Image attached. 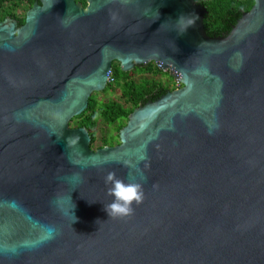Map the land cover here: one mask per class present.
Returning a JSON list of instances; mask_svg holds the SVG:
<instances>
[{"label": "water", "instance_id": "water-1", "mask_svg": "<svg viewBox=\"0 0 264 264\" xmlns=\"http://www.w3.org/2000/svg\"><path fill=\"white\" fill-rule=\"evenodd\" d=\"M254 2L223 37L194 0H39L24 25L0 22V264H264ZM115 62L155 63L180 86L135 109L118 145L92 149L71 121ZM109 173L143 187L128 217L105 211Z\"/></svg>", "mask_w": 264, "mask_h": 264}, {"label": "trees", "instance_id": "trees-1", "mask_svg": "<svg viewBox=\"0 0 264 264\" xmlns=\"http://www.w3.org/2000/svg\"><path fill=\"white\" fill-rule=\"evenodd\" d=\"M39 0H0V22L10 17L24 25L25 15ZM87 6V0H76ZM207 9L204 20L205 30L211 37L227 36L238 23L242 15L254 6V0H194ZM141 73L163 75L166 80L142 78L137 81L132 74ZM176 82L169 72L162 71L155 63L137 67L132 72H122L120 64L115 62L107 88L101 93H94L88 108L71 121L73 127L86 128L91 135V147L103 148L120 143L119 132L126 126L129 115L141 105L156 101L167 92L176 89ZM120 95L117 98L102 101L101 95L108 93ZM102 136L99 138L98 133Z\"/></svg>", "mask_w": 264, "mask_h": 264}, {"label": "clouds", "instance_id": "clouds-1", "mask_svg": "<svg viewBox=\"0 0 264 264\" xmlns=\"http://www.w3.org/2000/svg\"><path fill=\"white\" fill-rule=\"evenodd\" d=\"M187 20L185 31L194 25L195 17L181 16L177 22ZM106 182L111 183L109 194L113 197L110 204L105 205V211L110 218H125L134 211V205L140 204L144 199L143 187L137 182H125L115 177L114 173L106 176ZM74 215V214H73Z\"/></svg>", "mask_w": 264, "mask_h": 264}, {"label": "rangeland", "instance_id": "rangeland-1", "mask_svg": "<svg viewBox=\"0 0 264 264\" xmlns=\"http://www.w3.org/2000/svg\"><path fill=\"white\" fill-rule=\"evenodd\" d=\"M132 77H133V79H135L137 81L141 80L142 78H155L156 80H162V81L166 80V78L163 75L156 76V75H153V74L141 73L139 71H137L135 74H132ZM179 86L180 85L178 83H176V87L178 88ZM119 95H120V93L112 94V93L109 92L107 95H101L100 99H102V101H107L108 99L117 98ZM71 126H72V124H71ZM101 136H102V133H101V131H99L98 137L100 138ZM97 148L98 147H95L94 149H97Z\"/></svg>", "mask_w": 264, "mask_h": 264}]
</instances>
